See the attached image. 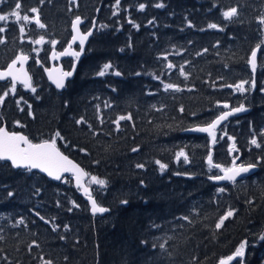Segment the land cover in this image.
Instances as JSON below:
<instances>
[{"label": "trees", "instance_id": "trees-1", "mask_svg": "<svg viewBox=\"0 0 264 264\" xmlns=\"http://www.w3.org/2000/svg\"><path fill=\"white\" fill-rule=\"evenodd\" d=\"M15 2L0 3V14L11 13ZM20 2L16 11L26 15L38 8L46 27L12 18L0 24V65L19 53L36 55L26 37L58 41L38 51L46 60L52 47L66 45L77 16L85 20L83 30L96 17L95 30L62 91L38 69L35 93L15 88L13 94L0 85V93L9 92L0 126L33 142L59 131L64 139L57 146L90 174L93 197L109 211L91 215L70 177L56 182L0 161V264H43L41 257L53 264H218L242 241L244 255L231 264H264V48L254 74L246 62L264 41V0H120L118 7L115 0ZM232 7L238 15L225 20L222 12ZM210 23L219 27L210 29ZM64 61L70 68L71 60ZM169 62L176 67L167 68ZM105 64L112 67L99 76ZM253 76L255 87L246 85L244 93L224 86ZM164 84L181 90L166 91ZM224 103L247 110L217 129L215 145L207 135L185 132L230 110ZM129 113L132 120L121 121L117 131L112 121ZM81 117L86 124L76 123ZM254 137L260 147L250 143ZM181 150L187 163L175 158ZM209 151L214 164L231 167L238 157L236 164L256 170L235 182H213L209 177L221 171L209 166ZM156 160L168 167L161 171ZM91 176L106 185L89 184ZM229 208L237 210L234 217L217 230Z\"/></svg>", "mask_w": 264, "mask_h": 264}, {"label": "snow or ice", "instance_id": "snow-or-ice-1", "mask_svg": "<svg viewBox=\"0 0 264 264\" xmlns=\"http://www.w3.org/2000/svg\"><path fill=\"white\" fill-rule=\"evenodd\" d=\"M6 0H0V3H4ZM43 2V0H41ZM115 4L118 7L120 4V0H115ZM157 8H163L165 5L163 3H157L155 5ZM22 8V4L20 0H16L14 9L11 13L8 15L0 14V21H6L9 17V15L15 16L17 21H20L21 19L30 22L34 20V23L41 29L45 28L46 25L41 22L40 16H39V9L38 8H31L29 11L31 13H35L36 15L34 17H29L28 15L21 16L19 10ZM145 8L144 4L139 5V9L143 10ZM116 12H113V15H116ZM238 15V9L236 7H232L228 10H225L222 12V16L225 20H231L233 17ZM82 23V18L77 16L72 21V32L73 35L71 36V42L68 44L67 48H65L62 52H60L59 56H73L79 59L81 53L84 49L85 41L88 40L90 36L93 35L92 30L87 31L86 33H82L79 29V25ZM129 23H134L133 21L129 20ZM149 23H152V21H149ZM260 23L264 25V17L260 19ZM189 26L191 27V22H189ZM93 27H95V22H93ZM101 27H104L103 25ZM134 27L139 28V25H135ZM219 26L215 23H210L208 25V28L210 29H217ZM223 30V29H220ZM5 28L0 27V33L4 32ZM21 32H24V28H20ZM79 42L80 51H74L72 50V45L76 42ZM4 39L0 38V44L4 43ZM35 44H43L45 43V38L41 36L39 39L34 41ZM50 43L55 46L58 41L52 40ZM264 48V41H261L260 44H257L255 48H253L250 52V56L247 59V64L250 65L251 71L254 74L257 69V57L258 52L261 51V49ZM204 51H207V49H204ZM199 55V53H198ZM57 53L53 52V58H56ZM164 59H167V56L164 57ZM29 60V56L25 54L17 55L8 65L6 70L0 71V80H4L8 77L11 78L12 81V88L10 89L11 93H15V84L19 82L23 85L26 89H31L33 93H35L36 89L32 85L31 76L28 74V72L24 68V64ZM39 63V61H37ZM19 64L20 67L17 68L16 65ZM112 67L111 64H105L103 67V70H101L98 75L104 76L105 73ZM176 65L172 63L167 64V68L172 69L175 68ZM75 66L73 65V69ZM180 74L187 79V74L184 71V66H180ZM45 71L49 72V78L53 80L57 88H63L65 86L64 81L65 78L70 77L73 75L72 71L64 72L59 69L55 70L57 73L55 76L53 75L52 70L45 69ZM115 75L119 76L121 75L120 72H115ZM139 75V73H137ZM159 79L158 77H156ZM222 79V78H221ZM251 85L252 88L255 87V79L253 76V79L249 80H241L239 83L232 85H224L228 88H235L236 91L240 93L246 92L248 89L245 87L246 85ZM164 89L167 91L169 89L180 91L181 89L175 85V84H164ZM264 91V89H262ZM9 95V92H5L3 95H0V105L4 103L5 98ZM23 99V98H21ZM20 101H17V104L19 105ZM25 103H27L25 101ZM219 103V102H217ZM110 104H105V107H110ZM29 108V115H31V105H28ZM99 108V106H97ZM224 109H230L228 111H222L218 116L215 117L210 123L207 124V126L204 127H194L192 129H189L190 131H196V132H203L207 133L208 136L211 138V144L215 145L217 143V136L216 132L218 129V126L222 124V122L228 120V118L236 113H240L243 111H246L247 109L244 107L243 104H241L238 107L230 108V105L227 103L223 104ZM23 111V109H20ZM181 112L184 111L183 107L180 109ZM131 121L132 116L131 114L127 115H119L114 121H112L116 125V130H120V124L121 121ZM103 122V121H101ZM19 123V122H17ZM77 124H86L87 121L84 120L83 117H81L80 120L76 121ZM89 128H91V125H88ZM226 135V133H225ZM261 136H264V132L260 133ZM63 140L64 138L61 136L60 132L57 131L54 136L51 139H43L39 142H33L31 139H29L28 136L18 133V132H10L7 130L6 127L0 126V161H8L10 162L11 166L14 168H24L28 170L32 169H38L41 172L46 173L49 177L55 179V180H61L64 173H72V175L75 177L76 184L78 188H81L84 193L88 196V199L91 203V211L93 214L96 213H105L109 211V209L99 206L97 204V201L92 197L91 192L89 190V187L85 185L84 179L85 177H88L90 174L87 173L83 168H81L78 164L74 163L72 160L68 158V156L64 155L63 152H61L60 148L57 146V140ZM223 139V137H221ZM229 140H232V137H228ZM250 143L252 145H255L256 147H260V143H258L257 139L254 137L250 140ZM81 151H85L84 149H81ZM133 152L139 151L138 148H133ZM183 158L184 162H188V155L183 151H179L175 154V158L177 161H179ZM238 159V157L236 158ZM236 159H233L232 166L231 167H224L220 164H214L211 151H209L207 162L210 167H214L219 169L223 175H216V176H210L209 179L221 181L226 180L230 182H235L237 177H239L243 173L249 172L251 169L256 167L254 164H236ZM98 163V161H97ZM155 163L159 165L161 171L166 169L168 165L162 163L160 160H156ZM137 168H144V164H136ZM89 184H95L99 185L101 187H104L106 185V181L104 179H100L96 176H91L90 180L88 182ZM220 192H224L225 189L221 188L219 189ZM12 193H9V196H11ZM121 203H127V201H121ZM248 203H251V201H248ZM236 209L229 208L227 209L223 215L219 216L218 220L215 223V228L217 230L221 229L224 226L225 221H227L229 218L234 217L236 213ZM39 215V213H37ZM41 220L44 219V217H40ZM184 219H187V217H184ZM47 222V221H46ZM20 223H23L21 220ZM55 230V227H54ZM2 239V237H0ZM261 239H264V237H261ZM35 244V241L33 242ZM247 241H242L238 247H236L235 251L228 255L226 258H221L218 262V264H231L232 261L236 260L237 257H242L245 252ZM38 247V245H37ZM163 247V245H161ZM31 249V245L29 246ZM41 260L43 264H53L52 260H43V257H41ZM239 264V262H237Z\"/></svg>", "mask_w": 264, "mask_h": 264}, {"label": "water", "instance_id": "water-1", "mask_svg": "<svg viewBox=\"0 0 264 264\" xmlns=\"http://www.w3.org/2000/svg\"><path fill=\"white\" fill-rule=\"evenodd\" d=\"M96 12H98V9H97ZM74 19H75V18H74ZM74 19H73V20H74ZM73 20H72V21H73ZM93 22H96V17L92 20V24H91V26H90L86 31H84V32H83V31L81 30V28H80V26L84 23V20H83V19H82V23H81L78 27H79V29H80V31H81L82 33H86V32L89 31V30H92V32H94L95 27H93ZM71 25H72V22H71ZM72 35H73V32H72V27H71V36H72ZM91 37H92V36H90V37L88 38V40L85 41L84 49H83V52L81 53L79 59H77L76 57L70 56V55H69V56H59V55H58V54H59L60 52H62L65 48H67L68 44L71 42V37H70L69 41L67 42V44H66V46H65L64 48H62L61 50H52V51L50 52V55H49L50 66L44 68L43 71H44V75H45V77H46L47 82H48V83H49V84H50L55 90H57V91H62V90L64 89L65 86H64L63 88H57L56 85H55V83L53 82V80L49 78V72H48V71H45V69L52 70L54 76L57 74V73L55 72V70H57V69H59V70H61V71H64V72L72 71V72H73V75L70 76V77L65 78L64 84L66 85V82L69 81V80H71V79L74 77V74H75V70H76L77 64H78V62L80 61V59L82 58V56H83V54H84V51H85V48H86V46H87V44H88V42H89V40H90ZM75 46H77L78 49H75ZM72 50H74V51H80V46H79V42H78V41L72 45ZM53 52L57 53L56 58H53ZM68 58L73 59V63H72V65H71V67H70L69 70H65V69L63 68L62 61H63L64 59H68ZM10 62H11V61H10ZM10 62H9V63H10ZM9 63H8V64H9ZM27 63H28V61L24 64V68H25L26 71H27V67H26V66H27ZM8 64H7V65H8ZM73 65L75 66L74 69H73ZM249 66H250V65H249ZM16 67L19 68L20 65L17 64ZM6 68H7V66H6L5 68L0 69V71H4V70H6ZM250 68H251V67H250ZM27 72H28V71H27ZM7 79L10 80V82L12 83L10 77H8V78H6V79H4V80H0V82H2V81H6ZM17 83L20 84L19 82H17ZM17 83H16V84H17ZM16 84H15V85H16ZM21 85H22V84H21ZM240 113H241V112H240ZM240 113H236V114L230 116L229 118L234 117V116H237V115H239ZM229 118H228V119H229ZM226 121H227V120H226ZM226 121L222 122V124L225 123ZM222 124H221V125H222ZM1 126L6 127L5 124H3V125H1ZM204 126H207V125H203V126H194V127H204ZM194 127H192V128H194ZM218 127H219V126H218ZM192 128H190V129H192ZM8 131H9V130H8ZM10 132H17V131H10ZM185 132H186V133H192V134H206V135H208L207 133L196 132V131H190L189 129H187ZM18 133H22V132H18ZM22 134H23V133H22ZM24 135H25V134H24ZM26 136H27V135H26ZM38 142H39V141H38ZM61 152H62V151H61ZM64 155H66V154L64 153ZM66 156H67V155H66ZM68 158H69L70 160H72L74 163L78 164L76 161H74V160H73L72 158H70L69 156H68ZM6 162H8V161H6ZM8 163L10 164V162H8ZM10 165H11V164H10ZM78 165H79V164H78ZM79 166H80V165H79ZM80 167H81V166H80ZM13 168H14V167H13ZM81 168H82V167H81ZM14 169H24V168H14ZM25 170H26V169H25ZM255 170H256V167H254L253 169H251V170H250L249 172H247V173H243V174H241L239 177H237L236 180H238V179H240V178H242V177H245V176H247V175L253 173ZM31 171L38 172V173L44 175L45 177H47V178H49V179H51V180H53V181H60V180H55V179L49 177L46 173L41 172V171L38 170V169H32ZM221 175H223V173H222ZM66 176L71 177V179H72V183H73L74 187L78 190V193L82 196V198L87 202V204H88V206H89V211H90V214H91V215H100V216H101V215L105 214V213H96V214H93L92 211H91V203H90V201H89V199H88V196L84 193V191H83L81 188H78V186H77V184H76V181H75V177L72 175V173H64L63 176H62V178H63V177H66ZM86 179H87V177H85L84 182H85ZM212 181H213V182H216V183L229 182V181H226V180H221V181L212 180ZM85 185H86V184H85ZM89 190H90V192H91V189H90V188H89ZM91 195H92V192H91ZM92 197H93V196H92ZM93 198H94V197H93ZM94 199H95V198H94Z\"/></svg>", "mask_w": 264, "mask_h": 264}, {"label": "flooded vegetation", "instance_id": "flooded-vegetation-1", "mask_svg": "<svg viewBox=\"0 0 264 264\" xmlns=\"http://www.w3.org/2000/svg\"><path fill=\"white\" fill-rule=\"evenodd\" d=\"M83 25V24H82ZM81 25V26H82ZM81 26H80V28H81ZM81 30H83L82 28H81ZM83 31H85V30H83ZM75 49H78V47L77 46H75ZM20 54H25V55H28L29 56V60H28V63H27V71H28V74L31 76V80H32V85H33V73L34 72H36L37 71V69L41 72V74L44 76V79H46L45 78V75H44V68H46V67H49L50 66V62H49V55H50V52H49V54H47V58H46V60H44V61H42L41 60V56L39 55V53L36 51L35 52V56L34 55H32V54H26V53H19V54H17V55H20ZM17 55H15V56H13L11 59H9L8 61H6L4 64H1L0 65V69H2V68H5L6 66H7V64L10 62V61H12ZM37 55H39V56H37ZM65 60H71V61H69L71 64H72V62H73V59H71V58H68V59H65ZM37 61H39V63H37ZM66 61H62V65H63V68L65 69V70H69V68L68 67H66ZM70 67V66H69ZM0 85H7V88H8V90L10 91V89L12 88V86H13V84L10 82V80H6V81H2V82H0ZM51 86V85H50ZM52 87V86H51ZM15 88H23V89H25V90H30V89H26V88H24L23 87V85H21V84H16L15 85ZM53 88V87H52ZM11 92V91H10ZM0 95H3L2 93H0ZM0 107H1V105H0ZM3 125V124H2ZM8 130V129H7ZM10 131V130H9ZM17 132H21V131H17Z\"/></svg>", "mask_w": 264, "mask_h": 264}, {"label": "rangeland", "instance_id": "rangeland-1", "mask_svg": "<svg viewBox=\"0 0 264 264\" xmlns=\"http://www.w3.org/2000/svg\"><path fill=\"white\" fill-rule=\"evenodd\" d=\"M23 15H25V14H21V16H23ZM26 15H28L29 17H34L36 14L28 13V14H26ZM9 18H12V20H14V21H16V22H19V21L16 20L15 16L9 15L8 19H7L6 21H0V24L7 23V21L10 20ZM21 21H22L23 23H26V25H28V24H30V23H34V20H33V21H30V22H26V21H24V20L21 19ZM39 38H40V37H38V38H36V39H34V40H30L28 37L25 38V40H26L27 42L30 41V44L33 46V49H35V50H33V51H37V52H38L39 50H44V48H45V47H48V45H51V44H47V40H46V39H45V43H43V44H35L34 41L37 40V39H39Z\"/></svg>", "mask_w": 264, "mask_h": 264}, {"label": "bare ground", "instance_id": "bare-ground-1", "mask_svg": "<svg viewBox=\"0 0 264 264\" xmlns=\"http://www.w3.org/2000/svg\"><path fill=\"white\" fill-rule=\"evenodd\" d=\"M46 78V77H45ZM47 81V80H46Z\"/></svg>", "mask_w": 264, "mask_h": 264}]
</instances>
